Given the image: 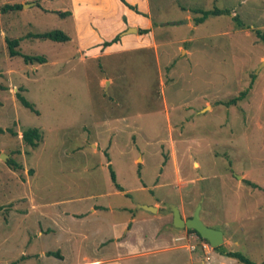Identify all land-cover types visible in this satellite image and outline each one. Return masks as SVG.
Instances as JSON below:
<instances>
[{
	"label": "rangeland",
	"instance_id": "1",
	"mask_svg": "<svg viewBox=\"0 0 264 264\" xmlns=\"http://www.w3.org/2000/svg\"><path fill=\"white\" fill-rule=\"evenodd\" d=\"M23 2L33 5L0 14V264L263 262L264 0H148L142 42L98 57L77 50L72 20L42 11L67 0L0 8ZM213 9L224 13L195 23L194 10ZM53 30L69 40L24 38ZM6 38L19 39L16 55ZM34 128L42 138L31 148L21 134ZM198 206L221 246L203 250L173 226V208L186 220ZM178 234L186 239L169 249Z\"/></svg>",
	"mask_w": 264,
	"mask_h": 264
},
{
	"label": "crops",
	"instance_id": "2",
	"mask_svg": "<svg viewBox=\"0 0 264 264\" xmlns=\"http://www.w3.org/2000/svg\"><path fill=\"white\" fill-rule=\"evenodd\" d=\"M41 1L42 2L44 1V3H46L52 0H41ZM125 2L130 6L135 7L140 14L133 12V10L126 7L120 0H67L66 9L60 10V9L42 8V11L56 12L60 16L61 14L65 13L66 15L61 17L63 18L65 17L67 19L69 18L70 21L72 20L71 24H72L74 36L78 39L79 44L81 46V48L78 47L77 50H80L82 51V53H85L86 57H88V55L90 57H96V56L98 57L101 56L104 52L108 53L112 48L113 49L121 48V45L126 41L142 42L143 39L142 36L138 35V30H149L151 28L150 27L151 21L149 20V17H147L149 11L148 0H125ZM27 3L30 2H23V6L20 4H16V5H20V8L22 9H27L30 7V6H24ZM32 3L34 2L32 1ZM11 6L12 5L1 7L0 14L8 12V10L3 11V9ZM130 29H136L137 34L122 36L125 32H128ZM118 34H120L119 42L112 44L111 46L105 47L103 48V50L101 49L104 42L110 41ZM29 35H31V33H27L24 36V38L29 39L30 38ZM65 35L69 40L68 35L67 34ZM5 40H12V39L6 38ZM16 41L19 42V39H16ZM78 55L80 56L81 53L79 52ZM109 209L112 210L111 208ZM90 212L93 215L97 214L95 208H91ZM155 212H157V209ZM132 221L133 219L130 221V223H133ZM54 223L57 228H61L65 225V224H59L58 221L56 220ZM114 227L115 226H113V230ZM128 231H129L128 229L125 230V232ZM47 233L49 232L47 231ZM42 234H43L42 232H39L38 236L41 237ZM180 237L182 236H180L179 234L176 236H172L170 240V245H168L167 247L171 246L169 249L172 250L179 249L180 247L176 246V244L181 242V241H177V239ZM113 238L117 242L115 248L119 249L120 244H122L118 242L120 238H118L117 234H113ZM99 245L102 246L101 242L99 243ZM189 246L190 244L187 245L188 250H189ZM133 252H135V250L133 249L129 250V253H133ZM48 253L58 254L60 256V258L58 259L62 261V263L64 262V260H66L65 259L66 251L52 252V251L40 250L37 256L51 257L48 255ZM137 254L138 253L132 255H137ZM22 255L26 256L25 253H23ZM83 259H85V257ZM197 260L200 262L199 264H204V262L201 261V259L195 258V261ZM220 263L224 264L223 262ZM81 264H117V262L113 258L101 256L89 260L88 259L82 260Z\"/></svg>",
	"mask_w": 264,
	"mask_h": 264
},
{
	"label": "trees",
	"instance_id": "3",
	"mask_svg": "<svg viewBox=\"0 0 264 264\" xmlns=\"http://www.w3.org/2000/svg\"><path fill=\"white\" fill-rule=\"evenodd\" d=\"M126 7H128L129 9L135 11L136 13L140 14L135 7L130 6L129 4H127L125 2V0H120ZM20 5H14L11 7H6L4 10H8V9H19ZM194 13L200 14L201 17H197L195 18V23L199 24L202 23L205 19H207L209 16L212 15H219L224 13L221 10L218 9H213V10H208V11H203V10H194ZM66 14H61V16H65ZM235 20H237L235 18ZM239 24V23H238ZM149 30H138V35H145L148 34ZM257 38L262 41L264 43V31H256L255 32ZM30 38H34V39H43V40H51L54 42H66L68 40L67 36L59 30H53V31H49V32H45V33H35V34H31L29 35ZM120 40V34L116 35L113 39H111L110 41H106L103 43V47H108L111 46L112 44H115L117 42H119ZM6 43L8 45V49H9V55L13 56L16 55L17 53L12 49V44L13 43H17L16 40H6ZM26 64H34L39 63V64H43L46 62V60L43 57L40 56H27L25 55L24 57H22ZM244 96V93L238 98V99H242ZM16 98L21 102V104L25 107L28 108L32 111H34L33 106L27 102L23 97H21L19 94H16ZM235 102V101H234ZM0 133H3L2 129H0ZM22 140L23 142L27 145L30 146L31 148H36L38 146V144L41 142V133L38 129L34 128V129H28L26 131H24L21 134ZM14 167H18L17 164L13 163ZM111 179L112 181L115 183V176L113 173H111ZM116 187L119 189V186L116 185ZM187 232H191L194 233L198 236L199 239H201L199 237V235L194 231V230H187ZM203 240V239H201ZM205 241V240H204ZM49 256L55 255L56 257L60 258V256L58 254H54V253H48ZM230 257L233 258H237L240 262L244 263V264H255L253 262H251L250 260L246 259L245 257H243L242 255L238 254V253H229ZM260 264H264V261L261 262Z\"/></svg>",
	"mask_w": 264,
	"mask_h": 264
},
{
	"label": "water",
	"instance_id": "4",
	"mask_svg": "<svg viewBox=\"0 0 264 264\" xmlns=\"http://www.w3.org/2000/svg\"><path fill=\"white\" fill-rule=\"evenodd\" d=\"M31 5L32 4H25L24 6H31ZM129 32L137 33V30L130 29L128 32H125L124 34ZM2 156L5 157V155ZM142 208L152 213L156 211V209L152 207L142 206ZM199 210H200V206H198L195 209L191 218L184 220L181 217L180 212L176 208H173V219H172L173 226L177 229L194 230L201 239L205 240L209 244V246L212 249L221 246L223 244L222 233L206 227L200 220Z\"/></svg>",
	"mask_w": 264,
	"mask_h": 264
},
{
	"label": "built area",
	"instance_id": "5",
	"mask_svg": "<svg viewBox=\"0 0 264 264\" xmlns=\"http://www.w3.org/2000/svg\"><path fill=\"white\" fill-rule=\"evenodd\" d=\"M185 239H186V236H185V237H180V238H178L177 241H183V240H185ZM201 247H202L203 250L208 251V248H209L210 246H209L208 243H202V244H201ZM189 250H190V251H194V250H196V248H195L194 245H190V246H189Z\"/></svg>",
	"mask_w": 264,
	"mask_h": 264
},
{
	"label": "flooded vegetation",
	"instance_id": "6",
	"mask_svg": "<svg viewBox=\"0 0 264 264\" xmlns=\"http://www.w3.org/2000/svg\"><path fill=\"white\" fill-rule=\"evenodd\" d=\"M185 230H187V229H185Z\"/></svg>",
	"mask_w": 264,
	"mask_h": 264
},
{
	"label": "bare ground",
	"instance_id": "7",
	"mask_svg": "<svg viewBox=\"0 0 264 264\" xmlns=\"http://www.w3.org/2000/svg\"><path fill=\"white\" fill-rule=\"evenodd\" d=\"M4 157V156H3Z\"/></svg>",
	"mask_w": 264,
	"mask_h": 264
}]
</instances>
